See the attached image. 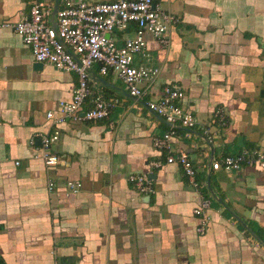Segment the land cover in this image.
<instances>
[{"label": "crops", "instance_id": "1", "mask_svg": "<svg viewBox=\"0 0 264 264\" xmlns=\"http://www.w3.org/2000/svg\"><path fill=\"white\" fill-rule=\"evenodd\" d=\"M29 1L0 0V264H264V169L207 168L212 158L264 148V0H155L177 21L164 48L145 34L148 57L135 63L160 71L141 106L114 73L92 66V95L118 103L106 119L61 124L53 166L37 155L39 134L51 131L46 112L58 114L77 77L32 60L1 26ZM132 35L113 33L118 45ZM165 83L183 89L182 107L198 120L171 136L192 159L198 188L176 163L148 165L163 161L152 141L172 126L142 103ZM215 111L223 120L210 123ZM201 123L211 124L208 138ZM131 173H149L153 193H139ZM67 180L81 181L80 190L66 194ZM204 198L200 234L193 209Z\"/></svg>", "mask_w": 264, "mask_h": 264}, {"label": "built area", "instance_id": "2", "mask_svg": "<svg viewBox=\"0 0 264 264\" xmlns=\"http://www.w3.org/2000/svg\"><path fill=\"white\" fill-rule=\"evenodd\" d=\"M30 0L28 10L21 12L15 21L2 23L20 37L32 60L47 63L54 68L73 72L77 84L69 99L57 102L58 114L46 112L51 131L39 134V153L46 166L61 162V158L51 152V146L59 139L60 125L66 122H96L106 119L111 109L118 103L116 98L105 97L101 92L92 95L90 89V69L97 65L101 75L114 73L125 91L137 102L141 100L151 84L156 80L160 69L146 64H136L138 55L148 57L147 39L151 35L159 47L169 44L168 30L177 21L175 15L165 10L155 0H104L99 2L82 1L74 4L71 0ZM133 30L131 37H125L118 45L113 33ZM183 89L175 83H165L160 93L142 105L150 112L162 117L172 127L170 131L153 138V146L164 152L162 160L149 161L151 168H161L163 163L178 164L193 187L198 188L195 168L190 156L183 151H175L171 136L175 126L190 129L198 120L182 107ZM141 106V102H139ZM140 109V107H138ZM210 123L222 121L220 111H215ZM216 118V120H214ZM209 125L200 124L204 135H210ZM244 166L264 169V148H243L235 154L224 155L211 161V168L238 171ZM127 180L142 194L153 193L149 173H131ZM55 187L47 183L48 190ZM81 181L64 182L66 194L77 193ZM210 207L206 198L193 209L197 218V233L203 234L209 218L205 210Z\"/></svg>", "mask_w": 264, "mask_h": 264}, {"label": "water", "instance_id": "3", "mask_svg": "<svg viewBox=\"0 0 264 264\" xmlns=\"http://www.w3.org/2000/svg\"><path fill=\"white\" fill-rule=\"evenodd\" d=\"M56 7H57V0L55 1V4H54V8H53V13H52V15H54V13H55V10H56ZM91 73V72H90ZM100 81H102V79H99ZM154 114H156V113H154ZM157 115V114H156ZM169 124V123H168ZM170 125V124H169ZM203 139H205L206 141H207V139L205 138V137H203ZM211 161H212V159H210V163L208 164V171H209V169L211 168ZM207 185H209L208 183H207ZM209 188V187H208ZM213 193V192H212Z\"/></svg>", "mask_w": 264, "mask_h": 264}, {"label": "trees", "instance_id": "4", "mask_svg": "<svg viewBox=\"0 0 264 264\" xmlns=\"http://www.w3.org/2000/svg\"><path fill=\"white\" fill-rule=\"evenodd\" d=\"M103 120V119H102ZM98 121H100V120H98Z\"/></svg>", "mask_w": 264, "mask_h": 264}]
</instances>
